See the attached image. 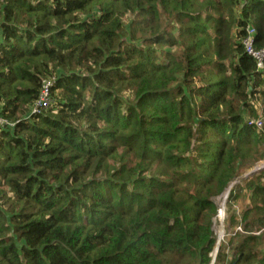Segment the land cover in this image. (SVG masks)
I'll return each instance as SVG.
<instances>
[{
    "label": "trees",
    "instance_id": "16d2710c",
    "mask_svg": "<svg viewBox=\"0 0 264 264\" xmlns=\"http://www.w3.org/2000/svg\"><path fill=\"white\" fill-rule=\"evenodd\" d=\"M248 24L264 0H0V264H211L230 186L212 264H264Z\"/></svg>",
    "mask_w": 264,
    "mask_h": 264
},
{
    "label": "built area",
    "instance_id": "2783aa9c",
    "mask_svg": "<svg viewBox=\"0 0 264 264\" xmlns=\"http://www.w3.org/2000/svg\"><path fill=\"white\" fill-rule=\"evenodd\" d=\"M256 29L252 24H248L244 29V37L242 39V45L244 47L245 52L251 56V58L255 61L256 69L258 71L264 70V45L261 47L256 46ZM54 77H47L42 80L38 99L35 101L32 107V114H40L47 108L51 106L52 97H51V87L54 83ZM261 111L264 110V103L260 105ZM249 125L255 126L257 129H262L264 127V120L261 117L256 119H250L248 121ZM13 123L3 118L0 115V127H13ZM239 183V181H236ZM229 189L224 196L223 202L227 199ZM223 234V232H222ZM222 237V236H221Z\"/></svg>",
    "mask_w": 264,
    "mask_h": 264
},
{
    "label": "rangeland",
    "instance_id": "374dc122",
    "mask_svg": "<svg viewBox=\"0 0 264 264\" xmlns=\"http://www.w3.org/2000/svg\"><path fill=\"white\" fill-rule=\"evenodd\" d=\"M259 115H258V117H261V118H263V120H264V113L261 111V107H260V104H259ZM254 119H256V118H254ZM264 128V127H263ZM257 169V172L258 171H260V170H262V169H264V157H263V159L262 160H260V161H258L256 164H255V166H253L252 168H250V169H248L247 171H244V172H240V174L238 175V177L236 178V180L234 181V184L236 183V181H239V183L241 182V179L243 178V177H245L247 174H249V173H251V172H253L254 170H256ZM258 169H260V170H258ZM256 173V172H255ZM239 183H237V184H239ZM231 187L232 186H230L229 187V189H231ZM227 193V191L222 195V196H220V197H218L217 199H216V202H217V204H218V210H220L221 209V204H225L224 202H223V198H224V196H225V194ZM239 205V206H238ZM238 205H236V207L234 206V208H233V210H234V212H237V211H239V208L241 207L240 206V204H238ZM223 213H224V217H223V221H222V223H220L219 221L216 223V224H214L213 225V230H214V233H215V235H216V244H217V242H226V240H227V238L230 236V235H232L235 231H240V232H243L242 230V224L240 225V226H236V227H224V219L227 217V215L225 214V207L223 208ZM217 229V230H216ZM222 229V232H223V234H222V237L221 238H218V234H220L219 233V231ZM252 230H254L255 231V228H252ZM253 231V233L254 234H258V232L256 231V232H254ZM220 237V236H219ZM218 243V244H219ZM216 244H215V247H216ZM215 249V248H214ZM213 255H214V250H213V252H212V257H213Z\"/></svg>",
    "mask_w": 264,
    "mask_h": 264
},
{
    "label": "bare ground",
    "instance_id": "6f19581e",
    "mask_svg": "<svg viewBox=\"0 0 264 264\" xmlns=\"http://www.w3.org/2000/svg\"><path fill=\"white\" fill-rule=\"evenodd\" d=\"M223 208H224V205L221 204V209L218 210V214H217V218H218V221H219L220 223H222V221H223V217H224ZM216 230H217V229H216ZM219 233H220V234H218V238H221V236H222V229L219 231ZM219 236H220V237H219Z\"/></svg>",
    "mask_w": 264,
    "mask_h": 264
},
{
    "label": "water",
    "instance_id": "95a60500",
    "mask_svg": "<svg viewBox=\"0 0 264 264\" xmlns=\"http://www.w3.org/2000/svg\"><path fill=\"white\" fill-rule=\"evenodd\" d=\"M258 170H260V169H258ZM255 172H257V169L254 170L253 172L247 174L246 176H249V175H251V174H253V173H255ZM246 176H245V177H246ZM225 201H226V200H225ZM224 203H225V202H224ZM218 243H219V242H217L216 247H215V249H214V255H213V258H212L211 264L214 262V257H215V254H216L217 250H218V246H219Z\"/></svg>",
    "mask_w": 264,
    "mask_h": 264
}]
</instances>
